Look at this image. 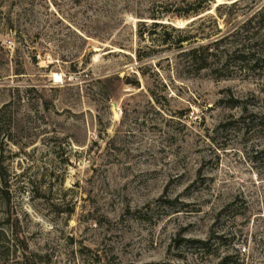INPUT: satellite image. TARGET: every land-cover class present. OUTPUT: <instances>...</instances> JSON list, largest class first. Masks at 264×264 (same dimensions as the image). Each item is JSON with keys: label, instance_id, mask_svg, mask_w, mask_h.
Here are the masks:
<instances>
[{"label": "rangeland", "instance_id": "1", "mask_svg": "<svg viewBox=\"0 0 264 264\" xmlns=\"http://www.w3.org/2000/svg\"><path fill=\"white\" fill-rule=\"evenodd\" d=\"M170 1L0 0V264H264V67L171 29L264 0Z\"/></svg>", "mask_w": 264, "mask_h": 264}, {"label": "trees", "instance_id": "2", "mask_svg": "<svg viewBox=\"0 0 264 264\" xmlns=\"http://www.w3.org/2000/svg\"><path fill=\"white\" fill-rule=\"evenodd\" d=\"M210 1L197 0L193 4H186L188 6L186 7L184 0H172L170 5L174 7V10L170 11L181 17L198 15L200 11L210 7L208 3ZM238 4L239 0L235 1L230 10H233ZM213 24L216 27V19L213 20ZM159 25L166 27L165 24L154 23V26ZM171 29L180 34L176 45L184 50L181 52V56L184 57L186 66L196 74L209 71L219 77H228L227 74L233 70L236 64L242 65L241 68L244 69L261 70L264 67V4H254L253 8L246 13L245 19L240 23L233 24L225 33L217 28L215 29L217 33L205 35L203 32L204 39L202 40H206V42L202 44L199 43L198 33L193 32V28L176 29L171 27ZM185 43L186 48H184ZM4 182L6 180L0 176V188L2 185H6Z\"/></svg>", "mask_w": 264, "mask_h": 264}, {"label": "built area", "instance_id": "3", "mask_svg": "<svg viewBox=\"0 0 264 264\" xmlns=\"http://www.w3.org/2000/svg\"><path fill=\"white\" fill-rule=\"evenodd\" d=\"M8 42H9V43H12V40H9Z\"/></svg>", "mask_w": 264, "mask_h": 264}, {"label": "water", "instance_id": "4", "mask_svg": "<svg viewBox=\"0 0 264 264\" xmlns=\"http://www.w3.org/2000/svg\"><path fill=\"white\" fill-rule=\"evenodd\" d=\"M235 2V1H234ZM234 2H232V3H234Z\"/></svg>", "mask_w": 264, "mask_h": 264}]
</instances>
